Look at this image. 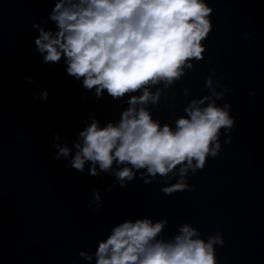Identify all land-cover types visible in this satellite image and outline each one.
Returning a JSON list of instances; mask_svg holds the SVG:
<instances>
[{
    "label": "clouds",
    "instance_id": "obj_1",
    "mask_svg": "<svg viewBox=\"0 0 264 264\" xmlns=\"http://www.w3.org/2000/svg\"><path fill=\"white\" fill-rule=\"evenodd\" d=\"M212 13L205 0H56L50 14L56 23L55 34L38 23L32 25L39 29L35 45L44 54L43 63L55 64L63 58L67 75L83 78V87L95 89L97 98L105 91L113 99L142 91V95L130 96V106L118 124L100 127L93 120L80 132L83 143L75 145L78 151L69 167L83 173L85 163L91 162L88 174L95 177L108 172L114 162L130 165L115 173L124 186L125 180L135 178L133 169H146L154 179L182 165L181 181L163 189L171 195L187 187L183 177L188 168L193 172L203 169L206 158L217 155L220 130L231 129L235 123L229 105L210 102L200 107L208 96L193 100L185 109L187 115L176 120L175 129L161 126L148 110L136 107L159 100V92H150V85L163 81L167 87L184 75L185 68L193 67L191 61L204 59L202 42L213 29ZM250 36L245 33V39ZM25 79L32 81L31 77ZM207 86L211 88V79ZM41 95L47 99L48 93ZM212 95L219 99L223 94L213 91ZM57 148L56 159L71 151ZM93 196L99 208V192L94 190ZM166 224V219L153 223L145 218L116 226L98 242L96 264H216L214 245L224 244L220 235L205 241L186 223L174 240H158ZM79 255L91 259L84 252Z\"/></svg>",
    "mask_w": 264,
    "mask_h": 264
}]
</instances>
